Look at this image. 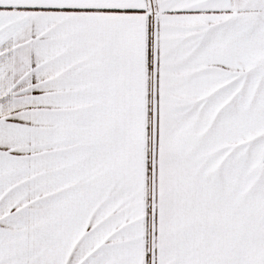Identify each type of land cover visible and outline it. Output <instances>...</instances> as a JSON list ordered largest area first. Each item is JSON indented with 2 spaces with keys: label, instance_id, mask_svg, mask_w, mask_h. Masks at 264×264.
I'll return each mask as SVG.
<instances>
[{
  "label": "snow or ice",
  "instance_id": "6c2138e0",
  "mask_svg": "<svg viewBox=\"0 0 264 264\" xmlns=\"http://www.w3.org/2000/svg\"><path fill=\"white\" fill-rule=\"evenodd\" d=\"M0 264H264V0H0Z\"/></svg>",
  "mask_w": 264,
  "mask_h": 264
}]
</instances>
